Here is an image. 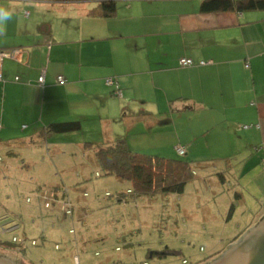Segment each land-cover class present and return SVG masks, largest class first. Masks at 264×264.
Returning a JSON list of instances; mask_svg holds the SVG:
<instances>
[{"label": "crops", "instance_id": "crops-1", "mask_svg": "<svg viewBox=\"0 0 264 264\" xmlns=\"http://www.w3.org/2000/svg\"><path fill=\"white\" fill-rule=\"evenodd\" d=\"M113 1L115 12L100 16L90 14L97 0H0L13 13L0 49H21L2 63L0 130L20 121L33 141L50 122L78 119L88 132L84 144L125 137L141 153L184 146L194 175L215 170L216 189H228L229 178L232 195L214 193L218 213L232 219L246 210L239 234L231 238L228 222L221 225L219 243L229 245L264 216V9L202 12L201 0ZM181 57L194 64L179 65ZM107 77L117 78L121 96Z\"/></svg>", "mask_w": 264, "mask_h": 264}, {"label": "rangeland", "instance_id": "rangeland-1", "mask_svg": "<svg viewBox=\"0 0 264 264\" xmlns=\"http://www.w3.org/2000/svg\"><path fill=\"white\" fill-rule=\"evenodd\" d=\"M18 122L10 131L0 130V241L11 242V234L2 228L16 223L17 236L40 243H28L17 252L0 246V256L17 264H73L75 254L80 264H204L228 247L226 242L219 243L226 236L221 232L223 223L228 222L225 232L231 238L246 226V210L237 209L232 219V215L226 219V214L218 213L221 201L214 193L232 195L233 186L228 178V189H216L211 179L217 178L215 170L208 176L202 172L194 175L180 195L134 197L128 182L103 175L93 151L84 149L86 130L48 137L46 142L30 141ZM161 146L141 150L194 166L187 155H176L173 147ZM56 186L66 189L70 214L65 213L67 205L62 199L54 200L50 193ZM125 192L128 198L119 202L116 196ZM242 194L251 199L250 194ZM233 203L234 209L239 207V201ZM260 206L264 208V200Z\"/></svg>", "mask_w": 264, "mask_h": 264}, {"label": "trees", "instance_id": "trees-1", "mask_svg": "<svg viewBox=\"0 0 264 264\" xmlns=\"http://www.w3.org/2000/svg\"><path fill=\"white\" fill-rule=\"evenodd\" d=\"M97 1V6L90 11V14L110 16L115 12L113 0ZM257 9H264V0H201L200 3V11L202 12ZM109 86L113 87L117 96H121L115 92L114 86ZM80 129L81 122L78 119L50 122L40 130L38 140H45L46 142L48 137L52 139L58 135L73 134ZM84 149L93 151L96 163L103 175H113L120 181L128 182L130 184L128 189L133 192L131 195L134 197L155 196L156 194L180 195L184 192L186 184L195 177L189 162L178 158H166L133 151L128 146L125 137H117L107 145L92 146L87 141L84 144ZM176 155L178 154L176 153ZM49 191L51 194L54 193V200L58 199L57 201L68 197L66 189L63 187L56 186ZM128 195L126 192L119 193L116 199L121 202L122 199L126 200ZM46 196L48 195L46 194ZM122 196L125 197L122 198ZM239 197V193L236 192L234 194L235 200H238ZM233 209L234 203H231L228 216L232 214ZM39 243L36 240L35 245ZM26 245L22 246V244H16L12 241H0L1 247L6 250L15 249L16 252L25 250ZM115 250L118 251L119 247H115ZM166 253L176 252L165 251Z\"/></svg>", "mask_w": 264, "mask_h": 264}, {"label": "water", "instance_id": "water-1", "mask_svg": "<svg viewBox=\"0 0 264 264\" xmlns=\"http://www.w3.org/2000/svg\"><path fill=\"white\" fill-rule=\"evenodd\" d=\"M0 264H17L0 256ZM204 264H264V216L219 256Z\"/></svg>", "mask_w": 264, "mask_h": 264}, {"label": "built area", "instance_id": "built-area-1", "mask_svg": "<svg viewBox=\"0 0 264 264\" xmlns=\"http://www.w3.org/2000/svg\"><path fill=\"white\" fill-rule=\"evenodd\" d=\"M27 13H28L27 11L24 12L25 15H27ZM20 52H21L20 48H12V49H9V50L0 49V81H2V63H3V60L5 58H9V57L18 58L19 55H20ZM198 63L199 64H204L205 61H199ZM193 64H194V62H193V60L190 57H181L179 59V65H181V66H190V65H193ZM15 79H17V77H15ZM56 80L59 83H65V78L62 75H58L56 77ZM105 81H106V84L114 86L115 89H116L115 92L118 95H121V91L119 89V84H118V81H117L116 77H107L105 79ZM37 83L40 86L44 85V74L43 73H41V75L38 77ZM174 150H175V152L178 155H184L185 154V148H184V146H182L180 144H176L174 146ZM262 163L264 165V152H263V155H262ZM96 176H99L98 172H96ZM129 192H130V190H129ZM84 194H86V193H84ZM105 195L109 196L110 193L106 192ZM68 200H69V197H66V199H64V200L62 199V201L64 202V205L69 204ZM48 202L49 201H46L47 204H48ZM70 212H71V207L69 205H67V207L65 208V213L70 214ZM10 224H12V223H10ZM15 224H12L13 226L11 228H2L3 232L11 234V241L19 243V244H22V246H24L26 244L28 245V243L30 245H35L36 244V239H31L29 242H27L25 240V238H21V237L17 236L15 231L19 228V226H18V224H16V225ZM5 226H8V225H5ZM69 231L73 232L74 230L70 229ZM55 248H58L57 244L55 245ZM95 253H96V255H98V252H95ZM183 263H185V260L183 261ZM73 264H80V258H79L78 254L73 255ZM144 264H147V262H144Z\"/></svg>", "mask_w": 264, "mask_h": 264}, {"label": "clouds", "instance_id": "clouds-1", "mask_svg": "<svg viewBox=\"0 0 264 264\" xmlns=\"http://www.w3.org/2000/svg\"><path fill=\"white\" fill-rule=\"evenodd\" d=\"M13 13L12 11L0 7V35H3L6 31V24L8 21L12 19Z\"/></svg>", "mask_w": 264, "mask_h": 264}]
</instances>
